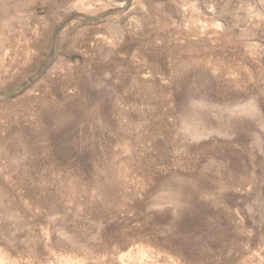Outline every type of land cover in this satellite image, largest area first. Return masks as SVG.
I'll return each instance as SVG.
<instances>
[{"label":"rangeland","instance_id":"1","mask_svg":"<svg viewBox=\"0 0 264 264\" xmlns=\"http://www.w3.org/2000/svg\"><path fill=\"white\" fill-rule=\"evenodd\" d=\"M0 264H264V0H0Z\"/></svg>","mask_w":264,"mask_h":264}]
</instances>
